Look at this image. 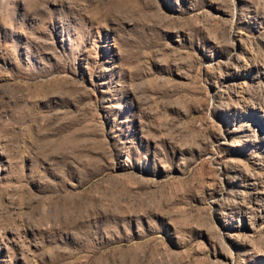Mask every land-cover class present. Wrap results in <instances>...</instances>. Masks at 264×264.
I'll list each match as a JSON object with an SVG mask.
<instances>
[{"label":"rangeland","instance_id":"obj_1","mask_svg":"<svg viewBox=\"0 0 264 264\" xmlns=\"http://www.w3.org/2000/svg\"><path fill=\"white\" fill-rule=\"evenodd\" d=\"M0 264H264V0H0Z\"/></svg>","mask_w":264,"mask_h":264}]
</instances>
